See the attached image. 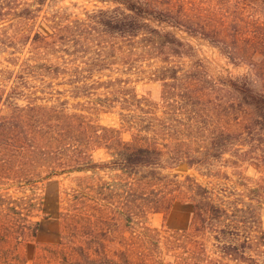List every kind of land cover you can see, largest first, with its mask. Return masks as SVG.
I'll use <instances>...</instances> for the list:
<instances>
[{
	"label": "trees",
	"instance_id": "obj_1",
	"mask_svg": "<svg viewBox=\"0 0 264 264\" xmlns=\"http://www.w3.org/2000/svg\"><path fill=\"white\" fill-rule=\"evenodd\" d=\"M99 1L46 15L45 34L35 25L48 0H0V264H30L19 247L39 233V189L74 172L86 173L78 238L46 246L56 264H264V88L250 71L213 75L194 60L204 36L234 63L260 53L264 64V0ZM214 15L232 21L217 27ZM133 74L161 81V101ZM112 110L120 127L99 121ZM181 164L202 179L173 173ZM180 195L190 225L164 240L149 217Z\"/></svg>",
	"mask_w": 264,
	"mask_h": 264
},
{
	"label": "rangeland",
	"instance_id": "obj_2",
	"mask_svg": "<svg viewBox=\"0 0 264 264\" xmlns=\"http://www.w3.org/2000/svg\"><path fill=\"white\" fill-rule=\"evenodd\" d=\"M187 1L188 0H156L157 5L165 8L166 6ZM100 5H102V3L99 0H48L41 17L36 22L35 29L36 31L49 34L51 29L46 15H50L57 10H67L73 15H83L86 10ZM231 21L232 19L229 17L222 16L221 19H217L214 15L212 25H219L217 27L225 28V25H229V22ZM237 24L242 23L239 21ZM195 42L197 43L198 50L194 54V60L203 61V64L205 65V72L213 75H242L250 71L252 72L251 76L254 80H256L258 87L261 89L264 88V64L261 61L263 58L262 54L253 53L254 56H251V59L253 60L252 62L251 60H246L234 63L227 55L223 54L218 47L210 44L209 41L204 38V36L198 37ZM28 55L29 51L28 48H26L22 54V57H26ZM4 63L5 62L3 61L2 55L0 54V67L3 66ZM253 63L256 64L254 65ZM155 64L156 61H153L152 63L143 62L142 66L151 68ZM105 73H110V70H107ZM103 77L106 78L107 76ZM133 81V84L136 83L138 91L141 95H145L150 100H154L156 102L161 101L164 88V85L161 81L150 80L146 76H138L136 74H133ZM102 92V89L98 91V93ZM72 101L74 100L72 99ZM116 108L118 110L119 106ZM0 113H4V110L0 109ZM99 121L107 125H113L117 127L121 126L119 113L113 110L103 111L100 113ZM123 129V136L125 138H130V131L126 128ZM95 156L97 158L104 157L105 151L103 149H98L95 151ZM222 169L228 170L230 173L232 171V168L227 166H223ZM172 172L179 173L180 178H184V175L188 173H194L199 175L202 179L199 172L194 168H190L187 164L179 165L178 167L174 168ZM245 173L256 178L260 177L261 175L256 171L254 166H249ZM83 175H86V173L74 172L55 176L45 181L41 189H39V193L43 197L44 202L40 214L35 217L36 219L41 220L39 233L37 237L28 240L19 247V255H26L30 264H56V260L52 261L49 259L50 252L46 249V246L59 243L63 237V233H65L66 237H68L67 241L71 243L73 242L72 240H74V237H77L74 228L76 227L77 223L75 214H78V212H76L74 199L76 197H80L84 193H78V189H80L78 185V177ZM95 183L96 180H91L89 183H87V185H93ZM93 189H95V187ZM85 191L94 193L93 190L90 189H86ZM93 203L94 200H90L89 205ZM192 204L193 202L190 197L180 195L175 200L173 206L168 212H158L152 214L149 217L150 223L153 225V227L157 228L161 235L160 237L164 238L165 240V237L169 236L175 231L188 228L193 212ZM153 251H155V249ZM155 254L157 258L160 259L162 256V258L166 259L168 262H173L175 258L173 254L160 253L159 251H156Z\"/></svg>",
	"mask_w": 264,
	"mask_h": 264
}]
</instances>
